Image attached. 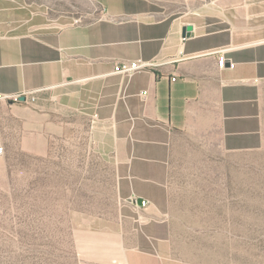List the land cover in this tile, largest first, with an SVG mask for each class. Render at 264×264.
<instances>
[{"label": "crops", "instance_id": "crops-1", "mask_svg": "<svg viewBox=\"0 0 264 264\" xmlns=\"http://www.w3.org/2000/svg\"><path fill=\"white\" fill-rule=\"evenodd\" d=\"M100 2L98 19L32 27L0 4V92H34L40 134L69 125L115 166L124 196L150 205L164 203L185 139L241 155L264 147V0ZM126 59L159 65L114 73Z\"/></svg>", "mask_w": 264, "mask_h": 264}, {"label": "rangeland", "instance_id": "rangeland-1", "mask_svg": "<svg viewBox=\"0 0 264 264\" xmlns=\"http://www.w3.org/2000/svg\"><path fill=\"white\" fill-rule=\"evenodd\" d=\"M100 1L0 4L32 27L98 19ZM32 109L0 102V264H264V147L241 155L187 138L164 203L139 206L85 136L40 134Z\"/></svg>", "mask_w": 264, "mask_h": 264}, {"label": "built area", "instance_id": "built-area-1", "mask_svg": "<svg viewBox=\"0 0 264 264\" xmlns=\"http://www.w3.org/2000/svg\"><path fill=\"white\" fill-rule=\"evenodd\" d=\"M80 22L79 20H75V23ZM219 54V66L220 68H225L228 62V58L225 53ZM159 63L157 60H142V59H126L118 61L114 66V73L122 74L128 77L134 76L136 73L148 70L158 66ZM25 95L26 101H21L20 97ZM36 100L34 92L30 90H26L23 92H15V93H4L0 92V102H13V103H21V102H34ZM4 148L0 147V154L3 153ZM132 202L137 203V198L131 197ZM147 201L143 200L142 206H146Z\"/></svg>", "mask_w": 264, "mask_h": 264}, {"label": "water", "instance_id": "water-1", "mask_svg": "<svg viewBox=\"0 0 264 264\" xmlns=\"http://www.w3.org/2000/svg\"><path fill=\"white\" fill-rule=\"evenodd\" d=\"M192 30H193V26L192 25L184 26L183 32H182L183 37H190L191 34H192ZM20 100L21 101H26V96L25 95L21 96ZM9 103H13V102H9ZM137 204L138 205H142L143 204V198H141V197L138 198L137 199Z\"/></svg>", "mask_w": 264, "mask_h": 264}]
</instances>
